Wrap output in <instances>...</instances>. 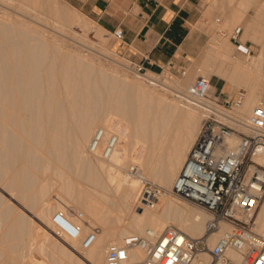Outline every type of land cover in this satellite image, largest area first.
I'll return each mask as SVG.
<instances>
[{"label": "bare ground", "instance_id": "obj_1", "mask_svg": "<svg viewBox=\"0 0 264 264\" xmlns=\"http://www.w3.org/2000/svg\"><path fill=\"white\" fill-rule=\"evenodd\" d=\"M0 1L2 6L9 5L5 8L21 12L15 16L2 12L0 16V189L9 196L0 192V264H103L110 246L124 235L145 228L160 231L172 226L190 237L201 236L206 213L171 198L170 188L208 103H185L179 94L184 91L182 85L160 80L153 73L128 77L119 68L123 64L105 54L104 30L56 0H15L17 6L9 0ZM248 2L243 0L241 6ZM262 21L259 8L241 35V42L250 39L260 46L257 56L233 57L232 45L216 36L205 53L212 74L216 61H223L229 69L226 80L245 87L244 101L235 111L241 121L264 96ZM238 22L236 17L231 19L228 29ZM70 24L93 32L95 43L83 31L70 35L84 42L82 49L88 46L92 53L83 54L81 47H65L63 37ZM168 94H172L171 99ZM98 127L104 137L116 136L114 149L105 160L86 152L89 138ZM228 143L234 145L235 139L231 137ZM259 162L264 166V156ZM145 183L162 190L152 206L139 201ZM93 198L104 226L83 255H72L75 251L49 234V247L40 244L41 240L38 244L34 227L46 226L37 219L50 227L55 210L73 222L79 215L84 224L91 225L77 206L86 212L95 202ZM252 220V230L264 235V196ZM112 221L115 227L108 230ZM226 228L220 225V230ZM85 230L82 225V233ZM217 234L210 235L208 242L213 243ZM61 237L78 247L77 240ZM31 249L45 260L32 257Z\"/></svg>", "mask_w": 264, "mask_h": 264}, {"label": "built area", "instance_id": "obj_2", "mask_svg": "<svg viewBox=\"0 0 264 264\" xmlns=\"http://www.w3.org/2000/svg\"><path fill=\"white\" fill-rule=\"evenodd\" d=\"M237 33L235 28L232 40ZM110 34L115 40L123 36L119 27ZM236 48L250 54L241 43ZM129 64L140 76L153 73L142 62ZM186 68L175 67L168 60L153 74L183 77ZM209 91V78L198 75L179 93L185 103L196 106L204 100L208 105L203 107L197 133L170 188L173 195L206 213L203 234L193 238L172 226L128 233L107 249L103 264H264V235L252 230V215L264 196V166L259 162L264 156V96L241 121L235 111L244 101V90ZM231 137L235 139L232 146L228 143ZM115 143L114 134L104 137L98 127L86 152L105 160ZM161 192L145 183L139 201L152 206ZM76 220H69L61 211H54L49 219L55 236L77 240L78 247L85 250L94 242L98 227L84 224L79 215ZM222 224L227 228L220 230ZM215 233L216 239L209 243L208 237Z\"/></svg>", "mask_w": 264, "mask_h": 264}, {"label": "crops", "instance_id": "obj_3", "mask_svg": "<svg viewBox=\"0 0 264 264\" xmlns=\"http://www.w3.org/2000/svg\"><path fill=\"white\" fill-rule=\"evenodd\" d=\"M68 2L104 31L111 33L114 28H121L123 36L117 40L115 49L128 61L142 62L153 73H157L168 60L175 67H191L207 40V34L198 23L208 0ZM220 79L215 76L214 88L220 84Z\"/></svg>", "mask_w": 264, "mask_h": 264}, {"label": "rangeland", "instance_id": "obj_4", "mask_svg": "<svg viewBox=\"0 0 264 264\" xmlns=\"http://www.w3.org/2000/svg\"><path fill=\"white\" fill-rule=\"evenodd\" d=\"M56 1L59 4H62L63 6L67 7V9L73 10L74 12H76L79 15L82 13L79 9H77L75 7H74L75 8L74 9L73 6L68 2V0H56ZM242 1L243 0H208V3L205 6V12L202 15V17H201V19H200V21L198 23V25L200 26V28L207 34V40H206V43H205L204 47L201 49L200 53L198 54V57L195 60H193V62L191 64V67H187L186 68V70H187L186 74L183 77H180L179 75H176L174 78H168L166 76H160V75H156V74H154V75L157 76V77H159L160 80H162L163 78H166V79L172 81L173 83L175 82L174 84H176V85H179V86L182 85L181 87L183 89L194 79L195 76L200 75V76H202L204 78H209V81H210V91H209V93L215 92L219 88H221L224 92H227V91L230 92V91H234L236 89H242V90H244L245 95H246L247 91H246L245 87H242V86H234V85L230 84L226 80V77H227V74L229 72V69H228V67L226 66V64L223 61H219V60L216 61V66L214 67L215 73L212 74L211 73V69L213 68L212 67V64H208V67H207L206 60H205L206 49L208 48V46H210V43L209 42H210L211 38H213L214 36L218 37L222 41L223 40H226L228 43H230L232 45V48H233L232 56L233 57H239V58H243V59H246L247 58V55H245V54L241 53L239 50H237L236 46H237L238 43H241V46L244 45L246 48H248L250 50V55L252 57H255V56H257L259 54L260 46L254 44L250 39H246L244 42H241V35L243 34V31H244L245 26H247L253 20V18L256 17L257 10L259 8H260V10H261V12H262V14L264 16V4H262L263 3V0H249L250 3L248 2L246 4L247 7H246V5L245 6H241ZM9 3L10 4L12 3L13 5H16L17 6V3L15 2V0H9ZM3 4H4V2H3ZM0 6H1V8H0V16L4 12H6L9 15H14V16L21 14V12H19L20 14L19 13L17 14L15 12V8H13L11 6H10L11 7V10L5 8V6L7 7L9 5L6 4L5 6L4 5L2 6V2L1 1H0ZM3 9H4V11H3ZM81 15L83 17H85L86 19H88L84 14H81ZM234 17H236L237 19H239V22L236 25L234 24V26H235L234 28H233V26H231L232 29L230 30V29H228V23ZM88 20H90V22L94 26H97L98 28H100L93 20L92 21H91V19H88ZM70 25H72V26H70ZM70 25H68V29H67L68 31L66 32L68 34V36H67V34H65L66 37H65V35L63 37L64 38L63 39V43L65 42L64 45H65V47L67 46L66 47L67 49H73L74 47L75 48H79L82 45L85 46L84 42H82L81 40H76L78 38H76L74 36H70V35H73V33H75L76 35H81L82 34V31H83L84 35L86 34V37H87L88 40H91V42L94 41L93 43H95L97 41V39L93 35V32L86 33V30H84L82 27H79L78 25H74V24H70ZM261 25H264V21L261 22ZM66 28H67V26H66ZM235 28H237L238 33L235 36V39L232 40L231 39V36L234 35L233 33H234ZM69 29H70V31H69ZM73 31H75V32H73ZM257 31H261V29L258 28ZM103 34H104L105 42L103 43V46L102 47L105 50V54L106 53H109L107 55L109 58L111 57V59H113V57H114V60L115 61H118L120 64H123L124 66L123 65H120L119 68H121V70L123 72H125L128 77L131 76L130 78H132V76H134V74H136V73L133 72V69H132L131 65L129 64V61L124 56H122L115 49L116 48L115 44H116L117 40L113 39V37L111 36V34L109 32H107V31H103ZM80 44H82V45H80ZM86 48H88V49H86ZM86 48L85 49L84 48L82 49V47H81L79 49L82 51L83 54H90V53H92L90 51L91 50L90 47L86 46ZM203 64H205V65H203ZM150 74L151 73L149 72L148 75H150ZM215 76H218L221 79H220V84L217 83L216 86H215V88H214L213 82H214ZM184 79H187V81L185 83L182 82ZM179 83H181V84H179ZM212 88H213V90H212ZM171 96H172V94H168V98L171 99ZM131 172H132V175L133 176L136 174L135 171H131ZM142 174L143 173L141 171V175ZM68 175L72 179H74V180L78 181L79 183H81V180H78L74 174H68ZM0 192L4 196H6V197L9 198V196L4 191H2L1 189H0ZM53 192L54 191H52L50 193L51 199H54L55 198L54 195H53ZM171 198H173L174 200H177V202H181V203L184 202L183 200L179 199L175 195H173ZM10 200L16 206H18L19 209L21 208V210H23L26 214H29L20 205V203H17V201H15V200H13L11 198H10ZM92 200L95 201V202H92V203H90L88 205L87 210L89 212L88 211L85 212L81 208L80 205H78L77 208L80 210V213H85V216H86L85 219H87V221L90 222V224L92 223L94 225V223L97 222L100 225L99 226L96 223L97 224L96 227L99 226L98 227L99 228V230H98L99 232L96 235V237H97L100 234L101 225H103V222H101V220H100L101 219L100 212H99L100 211V208L99 207L97 208V206H98L97 205V201L95 200V198H93ZM189 205H191V204H189ZM92 207H94V210H92ZM90 213H91L92 216L90 215ZM97 214H98V216H97ZM89 216H91V217H89ZM113 216H114V214H113ZM97 218H99V219H97ZM37 222L40 225L47 227V224L45 223V221H41V220L37 219ZM44 223L46 225H44ZM113 226L115 227L113 221L112 222H108V226L107 227L109 229L108 228L107 229L108 230H111V229H113ZM46 227L38 228L36 225L34 227V231L33 232H34V236L36 235L35 240L38 242V244L40 242L39 240H41L42 243H40V244H46L48 246V243H46V239H47L46 237L49 236V235H53L61 243H63L66 247L69 246L72 249V251H75V253H73L72 255H83V253H84V252L82 253L83 250L78 249V251L76 252V250H77L76 248H78V247L72 246L70 244V242L64 241V239L62 237L55 236L54 233H53V231H52L53 229L51 228V226L50 227L48 226L49 227V228L47 227L48 229ZM47 230H48V232H47ZM38 231H40V232H38ZM42 233H44L45 235L42 234ZM38 234H41L42 237L40 235H38ZM44 239H45V241H42ZM43 242H45V243H43ZM67 242L69 243V245L67 244ZM30 253H31L30 255H32V257H34V258H36L38 260L40 258L42 260H45V256L44 255L39 254V253L33 251L32 249H31ZM85 255H87V254L85 253ZM64 262L65 263L66 262L68 263L67 260H65Z\"/></svg>", "mask_w": 264, "mask_h": 264}]
</instances>
